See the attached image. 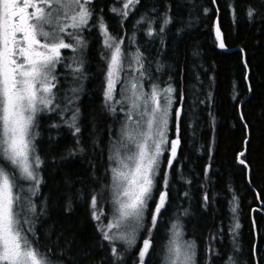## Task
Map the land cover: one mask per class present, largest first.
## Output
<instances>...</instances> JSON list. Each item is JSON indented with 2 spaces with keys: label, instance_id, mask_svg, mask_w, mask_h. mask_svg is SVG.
<instances>
[{
  "label": "trees",
  "instance_id": "1",
  "mask_svg": "<svg viewBox=\"0 0 264 264\" xmlns=\"http://www.w3.org/2000/svg\"><path fill=\"white\" fill-rule=\"evenodd\" d=\"M216 2L225 45L235 51L225 52L215 41L213 0H140L127 19L110 11L122 6L120 0L94 4L127 54L139 52L152 67L163 69L162 85H171L176 95L170 139L177 138V127L180 139L171 168L165 158L156 177L135 245L125 251L116 242L124 255L117 264H138L149 231L152 248L144 264H167L169 229L176 221L197 244L198 264H229V257L235 264H264V0ZM230 5L237 22L229 18ZM249 7L255 9L251 18ZM165 14L171 23L161 33ZM96 44L95 39L88 51L86 79L78 81L79 146L57 114L60 109L41 117L36 127L35 148L43 163L34 199L39 210L34 224H40L34 243L56 264H113L97 226L111 217L109 157L124 116L113 104L116 113H110L105 104L108 66L98 62ZM68 102L60 107L73 108ZM70 116L65 112L63 119ZM56 124L60 127H52ZM245 150L241 159L248 168L239 163ZM165 190L168 200L151 228L156 197ZM93 195L101 221L92 218Z\"/></svg>",
  "mask_w": 264,
  "mask_h": 264
},
{
  "label": "snow or ice",
  "instance_id": "2",
  "mask_svg": "<svg viewBox=\"0 0 264 264\" xmlns=\"http://www.w3.org/2000/svg\"><path fill=\"white\" fill-rule=\"evenodd\" d=\"M92 3L93 0H0V264H51L48 255L34 243L33 217L36 206L32 202V196L39 190L41 178L38 169L43 163L36 153L35 137L38 133L34 129L40 112H55L60 109L57 114L72 130V135L77 137L76 144L79 146V109L69 108L68 104L61 108L56 103V67L62 63L63 49L76 52L86 46L81 33L89 28V22L93 20V9L90 7ZM120 3V8L113 6L110 11L127 19L140 0H120ZM254 13L255 9H247L250 18ZM142 20L143 17L137 23ZM170 23L171 18L165 14L159 31L162 33ZM93 26L105 37L103 45L108 50L105 57L108 70L103 94L109 112L115 114L116 108L111 102L116 97L115 85L124 68L120 47L122 40L117 41L109 33L102 16L97 17ZM154 31L150 29L148 35H153ZM214 35L218 47L225 49L218 21L214 25ZM65 37L69 38V42H66ZM136 63L140 65L136 70L143 75V64L139 56ZM65 67L71 68L72 65L66 64ZM81 70L82 64L73 69L74 72ZM138 87L142 85L133 82L129 89L131 97H125L131 101L132 109L137 110L136 118L133 119L131 111L126 114L120 139L114 144L115 155L109 157L116 165L110 166L116 189L113 200L116 214L111 222H101L97 226L101 239L110 246L113 264L124 259L123 252L116 246L117 241L125 245V251L136 243V233L142 225L144 212L156 188L160 157L165 146L170 151L169 168L180 146L178 127L177 138L171 142L166 139L168 109L173 101L168 93L175 92V89L169 86L163 90L167 105L165 107L161 104V92L156 85L152 86L149 94L139 92ZM124 91L122 89V94ZM140 102L143 104L142 110ZM68 103L71 104V101ZM69 111L71 116L64 120L63 114ZM130 123H134L135 127H130ZM78 150L82 152L83 148L79 147ZM240 155L243 156V153ZM239 163L245 164V161L241 159ZM163 186L168 188L167 178L163 180ZM168 195L166 190L159 192L151 228H155ZM204 199H208L207 195ZM90 206L93 209L92 218L101 221V215L96 211L95 195L92 196ZM232 211L235 212V208ZM172 227L175 229L177 225ZM236 228H239L238 223L232 231L235 232ZM151 248L149 231L138 252V264H144ZM208 251L216 255L214 248L210 247ZM195 255L194 242L180 244L173 239L168 246L167 264H196ZM228 261L229 264H235L231 257Z\"/></svg>",
  "mask_w": 264,
  "mask_h": 264
},
{
  "label": "rangeland",
  "instance_id": "3",
  "mask_svg": "<svg viewBox=\"0 0 264 264\" xmlns=\"http://www.w3.org/2000/svg\"><path fill=\"white\" fill-rule=\"evenodd\" d=\"M229 11H230L229 18L231 19L232 15H233V12H234L233 7L231 8V5L229 6ZM95 23H96V20H95ZM89 25H90V22H89ZM152 27H154V26H152ZM69 31H71V29H69ZM85 32H90V29L89 28L85 29L81 33L82 38H83V40L85 41V44H86V46L82 50H77L76 52H73L71 49H63L62 50V63L58 64L57 67H56L57 82H56V88L54 89V92L56 93V103H58V100H61L60 104L63 103L64 101H66V102L73 101V104H76L77 101H78V99H77L78 97H76L78 91L73 92L72 90L73 89H77L78 90V87H77L78 86V81L81 80V78L84 77L86 79L85 67H86V64L88 63V58H87L88 51L90 50L91 45H92V42H90L88 40H85ZM99 33H100V30L97 29L95 31V34H93L91 36V40L94 41L96 39V34H99ZM86 38H88V37H86ZM65 39H66V42H69V38L68 37H65ZM100 39H101V41L98 44V47H99V50L101 52L100 53L99 52L98 53L95 52V54H96L95 56L98 59V62L102 63L103 66H106V65L108 66L106 58H105L107 56L108 50L105 49V47L103 45V40L105 39V37L103 36V38H100ZM117 41H120V40H117ZM120 47H121V50H122V53H123L124 68L119 73V81L115 85L116 97L112 101V104L114 106L118 107L117 109L124 116V119L122 121V125L120 126L119 132L117 133V136L115 137V139H114V141H113V143L111 145L110 156H114L115 155L114 144H115V142H117L120 139L121 128L126 122V114L131 111L132 115H133V119L136 118L137 110L132 109L131 101L128 100V99H125V97H131V95H132L131 91H129V89H131V84L133 82H138V85H142V87H138V91L139 92H143L145 94H149L152 91V86L156 85L158 87V89L160 90V92H161V96H160L161 104L164 105L165 107H167V105L165 104V100H164V96H163V90L168 88L169 86H171V85H168V86L162 85L163 82L161 81L162 80L161 79V75L164 73V72H162L163 69H161L160 67H152L150 65V63L146 60L147 57L142 58L143 54L141 55L139 52H132V53L127 54V52L124 51V49L121 46V44H120ZM96 48L97 47H95V49ZM138 56L140 58V62L143 64V69H142L143 75H141V71H137L136 70V69H138L140 67V65L136 63V58ZM73 57L75 58L74 60L72 59ZM66 64H71L72 67L71 68L65 67ZM81 64H82V70L80 72H74L73 69L78 67V66H80ZM151 67H152V69H151ZM104 79H106V76L104 77ZM75 82H77V86H75V85L71 86V84H73ZM122 89L125 90L123 92V94H122ZM67 91H68L69 94L67 93ZM168 95L173 98L171 107L168 109L169 110V117H168V128H167V136H166V139L169 142H171L173 139H170V124H171L172 114H173V111H174V108H175L176 95L174 94V92L173 93H168ZM140 103H141V110H142L143 104H142V102H140ZM122 108H123V111H121ZM178 110H179V108L176 109L177 114L179 113ZM50 113L51 112H48V111L40 112L37 115V122L39 121V119L41 117L46 116V115H48ZM130 127L134 128L135 124L134 123H130ZM34 131L36 132V128L34 129ZM165 158L167 160L170 158V151L167 150V146H165V150L163 152V155L160 157L159 174L161 172V168H162L163 164L165 163ZM111 166H116V165L111 161ZM38 173H39V176L41 178L40 167L38 169ZM40 185H41V183H40ZM40 185H39V189H40ZM115 192H116V189H115V187L113 185V179H112V173H111L110 201H111L112 212H111V217L109 218L107 223L111 222L112 219H113V216L116 214L115 213L116 205L113 203V200L115 198ZM37 195H38V192H36V194L34 196H32V202L33 203H34V199L37 197ZM150 201L151 200H149V202ZM149 202H148V208L144 212L142 225H141V227L139 228V230L136 233V241H137V239H138V237L140 235V232L142 231V227H143L144 221L147 218V214H148V211H149ZM157 203H158V195L156 197L155 207H156ZM35 206H36V214H35V216H37L38 213H39L38 205L35 204ZM175 223L176 224H172V226L173 225H177V227L175 229H173V227L171 226L170 229H169V234H168V239H167V246H166L167 256H168V246H169L170 240L176 239L177 242L180 243V244H183L184 242H194L193 240L189 239V237H187V233L185 232V228H184L186 225L184 226V224H181L180 221H176ZM39 225L40 224H34L35 235H37V233H38L37 230H38V226ZM113 231H116V230L114 229ZM176 233H179L180 235L176 236L175 235ZM131 247H133V246H131ZM197 251H198V246L195 243V253H196L195 261H196V264H198V261H197L198 260V255H197L198 252ZM51 264H56V263L51 261Z\"/></svg>",
  "mask_w": 264,
  "mask_h": 264
},
{
  "label": "flooded vegetation",
  "instance_id": "4",
  "mask_svg": "<svg viewBox=\"0 0 264 264\" xmlns=\"http://www.w3.org/2000/svg\"><path fill=\"white\" fill-rule=\"evenodd\" d=\"M96 3V0H93V3L91 4V8L93 9V20L92 21H90V25H89V29H90V32H85V37H88V38H91V36L93 35V34H95V31L98 29L97 27H95V26H93L94 24H95V20H96V18L97 17H103V22L108 26V22H107V19L104 17V15L103 14H101L100 12H98V11H96V9L94 8V4ZM233 9H234V14L232 15V18H231V20H232V22H237V13H236V8L235 7H233ZM217 11V10H216ZM120 21H121V19H119ZM108 31H109V33L111 34V35H113V33L110 31V29H109V26H108ZM92 32V33H91ZM87 38V39H88ZM100 38H103V35L101 34V32L99 33V34H96V41H97V44H96V47H98V44L100 43V41H101V39ZM93 41V40H92ZM91 41V42H92ZM92 46V45H91ZM102 46V45H101ZM99 48V47H98ZM106 80V79H105ZM106 82V81H105ZM72 85H75V86H77V82H75V83H73V84H71V86ZM61 87V86H60ZM78 87V86H77ZM60 89V88H59ZM71 103H72V106H73V108H76V104H73V101H71ZM177 137V136H176ZM175 138V137H174ZM174 138H172V139H174Z\"/></svg>",
  "mask_w": 264,
  "mask_h": 264
},
{
  "label": "water",
  "instance_id": "5",
  "mask_svg": "<svg viewBox=\"0 0 264 264\" xmlns=\"http://www.w3.org/2000/svg\"><path fill=\"white\" fill-rule=\"evenodd\" d=\"M214 3V7H215V9L217 10V16H216V18H215V21H214V25H215V22H219V27H220V29H221V24H220V13H219V8H218V5H217V2H216V0H215V2H213ZM221 32H222V34H223V31H222V29H221ZM223 38H224V42H225V37H224V34H223ZM223 51H225V52H232V51H235L234 49H229V48H227V47H225V49H222ZM176 139V138H175ZM246 154V150L243 152V155H245ZM241 155H240V160H241ZM243 165H245L247 168H248V164L245 162V164H243Z\"/></svg>",
  "mask_w": 264,
  "mask_h": 264
}]
</instances>
